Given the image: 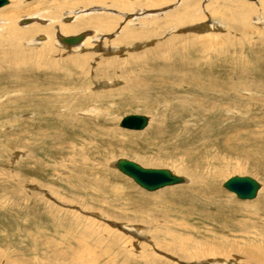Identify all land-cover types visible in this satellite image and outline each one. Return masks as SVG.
I'll return each instance as SVG.
<instances>
[{"label":"rangeland","instance_id":"rangeland-1","mask_svg":"<svg viewBox=\"0 0 264 264\" xmlns=\"http://www.w3.org/2000/svg\"><path fill=\"white\" fill-rule=\"evenodd\" d=\"M8 1L10 5L14 0ZM86 1H20L27 9H37L36 16L42 13L40 10L47 14L39 15L41 22L30 18V15H22L25 16L22 20L29 21V24L35 23V27L51 28L50 37L46 32L35 35L36 38L48 37L51 46L58 43L56 36L60 25H71L73 19L76 20L73 12L92 18L107 17L114 24V29L97 34L95 37H100L101 47H94L91 51L68 52L61 45V52H58L60 56L79 57L71 65L59 60L57 62L46 52L43 59L38 56L39 59L31 60L16 58L15 62H19L17 67L11 60L8 66L0 69V264H73L70 258L74 252L82 256V261L75 264H246L248 260L252 264H264L262 43H256L255 35L246 31V34L239 35L229 33L228 29L223 35L218 34L221 29L203 34L195 32L193 28L209 21L224 27L221 16L216 21L222 12L215 11L212 14L205 9L211 0H167L159 8L148 7L152 0H92V5L85 4ZM191 2H199L195 3L198 5L195 17L199 21L177 28L165 26L168 23L166 19L172 17L171 13L185 7L182 3L189 5ZM216 6L213 10H220ZM162 10H167L165 16L158 15V11ZM50 12H56L52 14L55 19ZM48 16L54 21L48 20ZM20 22L16 23L18 29L27 26H21ZM160 24L165 30L159 28ZM127 25L131 32L136 31L140 37L130 39L123 47L115 45L119 35L125 31L123 29L121 32V27ZM85 32L88 35L94 33L90 28L78 33ZM199 35H222L220 42L223 41L224 46H227L224 52L228 56L224 57L228 62L224 58V62L217 66H205L203 64L206 61L211 62V55H201L203 59L195 52L185 51L181 58L182 55L176 53V47H181L186 40L175 41L174 48L165 46L170 40L179 37H189L188 41H191L193 36ZM35 36L23 41L24 49L36 51L35 44H32ZM228 36L233 40L228 39ZM251 42H255L254 47ZM13 45L15 43H7L4 52ZM113 49H116L115 53L107 52ZM148 54L151 57L143 62ZM197 57L196 64L194 59ZM234 58L241 65L234 67L229 63ZM51 62L59 66L61 63L60 67H68L67 71L71 70L79 76L76 84L64 87L72 92H77V88L87 90V95L83 91L79 111L92 107L96 118L77 113L74 115V111L67 117L70 121L66 119L65 123L63 117L59 119L57 116L60 107L50 110V106L47 109L43 105H47L48 100H36L38 112L33 111L39 114L36 116L32 114L30 102L20 101L19 96H25L29 87L43 89L44 85L49 86L46 81L50 76L45 73V68ZM156 64H162V70H170L167 72L169 78L174 74L171 80L175 90L167 86L174 92V98L170 101H167L169 98L164 99L163 91L166 94L170 91L158 87L159 92L162 90L161 99L155 101L159 92L155 93L148 98L150 106L147 107L145 99H130L131 93L126 87L131 89L134 86L125 79L132 76L137 78L142 73L141 79L146 78L153 83L158 78ZM112 65L113 68L110 67ZM33 66L36 69L31 70ZM26 67L29 68L27 74L24 71ZM11 71L14 75L12 72L10 77ZM38 72H42L40 76H37ZM25 74L29 77L27 81L24 80ZM17 75H20V79L24 75V78L20 80ZM90 79L96 85L87 83ZM15 80L23 81V85L16 82L15 86ZM100 80L115 85L104 89L99 85ZM198 83L206 84V87L211 84L214 89L219 87V91L224 90L226 96L218 98L213 91ZM232 84L235 85L230 90ZM21 89L25 94H21ZM92 93H105L108 99L103 97L102 102L93 104L87 101ZM14 94V100L18 97L15 101L11 100ZM48 113H51V118ZM131 114L146 116L150 125L148 123L142 131L120 128V120ZM57 135L62 136L58 138ZM39 137L46 138L41 143ZM62 145L64 150L77 151L69 162L67 157L60 158L63 154H58ZM118 159L131 160L146 168L168 169L186 182L154 193L146 192L113 167ZM192 175L196 178L193 179ZM232 176H250L255 179L260 185L256 197L242 201L226 191L222 184ZM250 254L252 257H247Z\"/></svg>","mask_w":264,"mask_h":264},{"label":"bare ground","instance_id":"bare-ground-1","mask_svg":"<svg viewBox=\"0 0 264 264\" xmlns=\"http://www.w3.org/2000/svg\"><path fill=\"white\" fill-rule=\"evenodd\" d=\"M20 1L21 0H14L10 5H9V1H8V4H6L5 6H3V7H1L0 8V69H2L3 67H5V66H8V63H10L9 61H11V60H14L13 62V64H16V67H17V65L19 64V62H15V59L16 58H22V59H24L25 58V60L26 59H28V60H31L32 58H38V57H40V58H44V57H46V52L48 53V55H49V57H53V58H55L56 59V61L57 60H59L61 63H66V64H73L74 63V60H77V59H79V57H77V59H76V57H74V58H72V57H68V56H60V54L58 53V52H61V50H60V47L62 48V46H64V47H66L65 49H67L68 50V52H77V51H80V52H83L84 50H89V51H91V49H93L94 47H96V48H100L101 47V43H102V41H101V39H100V37H95L97 34H102V33H106V32H109V31H111L112 29H114V24L112 23V22H110L109 20L110 19H108L107 17H98V16H96V17H94V18H92L91 16L89 17V16H87V14H83V15H81V14H77V12H73V11H71V12H73V18H75L76 20H74L73 19V21H74V23L73 24H71V25H67V26H62V25H60V27L58 28L59 29V31H58V35L56 36V40L58 41V43L60 44H56V43H54L53 44V46H51V44H50V40H49V38L48 37H50L51 36V33H52V31L53 30H51V28H48V29H44V28H41V26L40 27H35L34 25H35V23H32V24H29V21H26V22H24V20H22V19H24V17L25 16H22V15H30L29 17L30 18H32V19H39V20H37V21H40V17H39V15H46L47 16V14L44 12V11H42V10H40L42 13L41 14H38V16H36L37 14H36V12H38L37 11V9H27V7L26 6H23L22 4H20ZM27 2H30V1H32L33 2V0H30V1H28V0H26ZM86 1V0H85ZM139 1V0H138ZM209 1V0H208ZM247 1V0H246ZM69 2V1H68ZM70 2H72V0H70ZM75 2V1H74ZM87 3H85V4H91V3H94L92 0H87L86 1ZM209 2H211V3H208V5L205 7V9L209 12V11H211V13L212 14H214L215 13V11L216 12H222L221 14H219V18L217 17V19H216V21H219L220 20V16L222 17L221 19H222V22H223V24H224V27H222L219 23V25L220 26H218L216 23H214V22H211V21H209V23H206V24H201L200 26H196L195 28H193V30L195 31V32H197L198 34H203L202 32H206V31H209V30H213L214 32L215 31H217V30H219V29H221L222 31H221V33H218V34H224L225 32H227L226 30L228 29V31H229V33H232L233 35H239V34H246V32L247 33H251V34H253V36L255 35V42L256 43H262L261 45H263V47H264V0H255V1H249V2H255L254 4L253 3H247V2H244V1H242V0H211V1H209ZM53 3V2H52ZM146 3V2H145ZM167 3V0H152L150 3H149V5H148V7L149 8H159L160 6H162L163 4H166ZM190 3V2H189ZM192 3V2H191ZM195 3H197V2H195ZM195 3L193 4H189L188 5V3H182V4H184L185 5V7H181L180 9H177L175 12H173V13H171V15H172V17H170V19H166V20H168V23H166L167 25H165V26H174V28H177V27H180V25H187V24H189V23H191V22H193V21H199V20H196V12L198 11V5L197 4H199V2L195 5ZM30 4V3H29ZM32 4V3H31ZM60 4V3H59ZM78 4H80L79 2H78ZM119 4V3H118ZM187 4V5H186ZM7 5H9V6H7ZM24 5H26V4H24ZM53 5V4H52ZM56 5H58L57 3H56ZM63 6L65 5V4H62ZM67 5H69V3L67 4ZM92 5V4H91ZM95 5V4H94ZM122 5V4H121ZM218 6L219 7V9L220 10H213L214 8H215V6ZM50 6V5H49ZM79 6V5H78ZM105 6V5H104ZM200 6V5H199ZM204 6V5H203ZM214 6V7H213ZM217 6H216V9H217ZM29 7V6H28ZM53 7V6H52ZM93 7V6H92ZM123 7V6H122ZM51 9L50 7H47V9ZM60 8H61V6H60ZM65 8V7H64ZM45 9V8H44ZM55 9V8H54ZM57 10V9H56ZM70 10V9H69ZM154 10V9H153ZM205 10V11H206ZM36 11V12H35ZM46 11V10H45ZM54 11V10H53ZM7 12H9V13H7ZM47 12V11H46ZM49 12V11H48ZM47 12V13H48ZM52 12V11H51ZM50 12V13H51ZM59 11H57V13H58ZM90 12V11H89ZM45 13V14H44ZM49 13V14H50ZM91 13V12H90ZM90 13H88L89 15H90ZM167 13V10H166V12H164L163 10L162 11H158V15L159 16H162V15H164V14H166ZM53 13H51V15H52ZM54 14H56V12H54ZM53 14V15H54ZM75 14V15H74ZM125 14V13H124ZM155 14V13H154ZM208 14V13H207ZM217 14V13H216ZM215 14V15H216ZM53 15H52V17H53ZM64 15H65V13H64ZM70 15H72L71 13H70ZM129 15H130V13H129ZM210 15V14H209ZM41 16V17H42ZM45 16V17H46ZM50 16V15H49ZM49 16H48V20H51L50 18H49ZM56 16V15H55ZM69 15H68V13H67V17H68ZM165 16V15H164ZM44 17V18H45ZM51 17V16H50ZM149 17V16H148ZM20 18V19H19ZM54 18V17H53ZM58 18V17H57ZM210 18V17H209ZM26 19V18H25ZM29 19V18H28ZM55 19V18H54ZM61 19V18H60ZM134 19H136V18H134ZM197 19H198V17H197ZM205 19V18H204ZM42 20V19H41ZM43 20H45V19H43ZM47 20V21H48ZM53 20V19H52ZM58 20V19H57ZM57 20H55V21H57ZM113 20V19H112ZM17 21L18 22H20V25L21 26H25V25H27L26 27H21V28H17L16 27V23H17ZM36 21V22H37ZM54 21V20H53ZM53 21H52V23H53ZM125 21V20H124ZM123 21V22H124ZM150 21V20H149ZM151 21H152V19H151ZM151 21H150V23H151ZM157 21V20H156ZM201 21H202V19H201ZM252 21V22H251ZM24 22V23H23ZM41 22V21H40ZM113 22H115V21H113ZM128 22V21H127ZM130 23H131V21H130ZM253 24L252 26L250 25V24ZM29 24V25H28ZM41 24V23H40ZM44 24V23H43ZM152 24V23H151ZM37 26H39L38 25V23L36 24ZM54 25V24H53ZM153 25V24H152ZM164 25V24H163ZM50 27L52 26V25H49ZM149 26V25H148ZM20 27V26H19ZM54 27V26H53ZM86 28H90V29H93V36L92 35H88V33H81L82 35H83V38H82V40L78 43V44H76V45H65V44H63L61 41H60V38L61 37H72V36H78V35H81V34H79L78 32H80V30H82V29H86ZM126 28V29H125ZM159 28L160 29H164L165 30V28H162V26H161V24L159 25ZM125 30V31H123L122 32V30ZM57 30V29H56ZM120 31L122 32V34L121 35H119L120 37L117 39V41H116V43H115V45H117V46H122V45H124V44H126V43H128V41L130 40V39H134V38H136V39H138L140 36H139V34L136 32V31H133V32H131L130 30H129V26L127 25V26H125V27H121V29H120ZM246 31V32H245ZM42 32H46L47 33V35H48V37H46V36H41V34L39 35V36H41V37H39V38H36V36L35 35H37V34H39V33H42ZM220 32V31H219ZM77 33H78V35H77ZM158 33V32H157ZM212 34V33H211ZM228 34V33H227ZM221 35V36H222ZM35 36V38L36 39H34L33 40V43L32 44H35V47H36V51H29V49L28 48H26V49H24L25 47H24V45H23V41H25V40H29L30 38H33ZM221 36H219V35H199V36H193L192 38V40L191 41H188V38L189 37H187V38H182V37H179V39H175V40H170L165 46H170L171 45V47L172 48H174V45L176 46V43H175V41H177V40H179V41H182L183 42V40H186V41H184V44L181 46V47H176V49H177V51H176V53H178L180 56H181V58L184 56V51L186 52V53H192V52H195V54L200 58V57H202L203 59H205L204 57L206 56V55H211L212 57H211V62H209L210 60H208V61H206L203 65H205V66H211V64H216V66H217V64H221L222 62H224V58H226V57H224V55L225 56H228L225 52H224V50H226V48L225 47H227V46H224L225 44H224V42L222 43V42H220V37ZM226 37H227V35H225ZM232 36V35H231ZM250 36H252V35H250ZM54 37V36H53ZM52 37V38H53ZM233 37V36H232ZM261 37V38H260ZM223 38V37H222ZM228 39H230V37L228 36ZM253 39V38H252ZM158 40V39H157ZM224 41H225V39H223ZM231 41L233 40V39H230ZM179 41H177V42H179ZM229 41V40H228ZM227 41V42H228ZM9 42H12V43H15V45H13V46H11V47H8L6 50H5V52H4V48L7 46V43H9ZM152 42V41H151ZM226 42V43H227ZM255 42H251L252 44L251 45H253V47L255 46L254 44H255ZM48 44H49V46H48ZM147 44V43H146ZM153 44V43H152ZM229 44H230V41H229ZM62 45V46H61ZM133 45V44H132ZM235 44H233L232 46H234ZM33 46V45H32ZM143 46V45H142ZM147 46H149V45H147ZM63 47V48H64ZM123 47V46H122ZM125 47V46H124ZM154 47V46H153ZM252 47V48H253ZM54 49V51H53V49ZM147 48V47H146ZM229 48V47H228ZM28 49V50H27ZM35 49V48H34ZM56 49H57V52H56ZM231 49V48H230ZM263 49V48H262ZM115 50V51H114ZM166 50H168V49H166ZM250 50V49H249ZM107 51V50H106ZM121 51V50H120ZM254 51V50H253ZM107 52H111V53H115L116 52V49H113V51L112 50H110V51H107ZM237 52V51H236ZM250 52V51H249ZM43 53V54H42ZM56 53V54H55ZM158 53H159V51H158ZM256 54V53H255ZM149 55V54H148ZM146 56V59L145 60H143V62H145L146 60H149V58H147V57H151V55H149V56ZM201 55H203V56H201ZM38 56V57H37ZM80 56V55H79ZM90 56V55H89ZM173 56H174V54H173ZM180 56H178V59H179V57ZM82 57V56H81ZM96 57V56H95ZM171 56H169V58H170ZM198 57L197 58H195L194 59V63H198ZM89 58V57H88ZM169 58H167V60L169 59ZM264 58V57H263ZM39 59V58H38ZM51 60H52V62H55V60L53 61V59L52 58H50ZM181 60H183V59H181ZM230 60H232V59H230ZM24 61V60H23ZM36 61V60H35ZM88 61V60H87ZM90 61V60H89ZM183 61H185V60H183ZM226 61L228 62V60H227V58H226ZM26 62V61H25ZM48 63V67H46L45 69V73H48V75L50 76V79H48V81H46V82H49V86L48 85H44V88L42 89V87L40 88V87H34V86H32V87H29L28 89H27V94H25V92H24V90L23 89H21V91H22V93L21 94H25V96H23V95H21V97L19 96V99H20V101L22 102V100H24V102H30L31 103V110H32V112L34 111V110H37V112H38V109H37V107H36V105H35V102H36V100H40V99H43V100H48V103H47V105H45V104H43L47 109H48V107L47 106H50V110H51V108H53V107H58L57 109H60L61 108V110H59V113H58V111H57V116H59V119H60V117L62 118V120L65 122V120L67 119V117L68 116H71V114H73L72 112H74L75 111V114L74 115H77V114H80V116H81V114L82 115H87V116H92V117H95V114H94V108H92V107H89V110H84V111H82V112H80L79 111V108H81L80 106V103L82 102L81 100L83 99V97H82V94H83V91H84V89H83V91H82V89L81 88H77L76 90H77V92H72L71 90L70 91H67L69 88H67V89H65V87H64V85L66 86L67 84H73V83H75V81L77 80L76 78H78L77 76H76V74H74L73 72H71V70L69 71H67V69H68V67H60L61 66V63H60V66L59 65H56L55 63ZM58 62V61H57ZM68 62V63H67ZM91 62V61H90ZM89 62V63H90ZM96 62H98V61H96ZM112 62V61H111ZM125 62V61H124ZM142 62V63H143ZM165 62H167V61H165ZM187 62V61H186ZM31 63H32V61H31ZM93 63V62H92ZM113 63H114V61H113ZM226 63V62H225ZM229 63H231V64H233V65H235L234 67H236L237 65H241L240 63H239V60L238 59H236V58H234L233 60H232V62H229ZM173 64V63H172ZM193 64V63H192ZM27 65V64H26ZM47 65V64H46ZM45 65V66H46ZM101 64H99V66H100ZM115 65V64H114ZM118 65V64H117ZM117 65H116V67H117ZM120 65V64H119ZM143 65H144V63H143ZM147 65H149V64H147ZM154 65V64H153ZM156 65H158V64H156ZM164 65V64H163ZM167 65V64H166ZM166 65H165V67H166ZM12 66V65H11ZM80 66H81V64H80ZM125 66V65H124ZM162 66V64L161 65H158L157 66V68H158V71H157V73H158V78H156V79H154V82L152 83V81L150 80H148L147 81V79L145 78V80L144 79H141V77L144 75H141L142 73H140L139 74V76L137 77V78H134L133 76L132 77H129V78H126L125 80H129L130 81V83H131V85L132 86H134L133 88H131L130 89V87H126V88H128V91L131 93V97H130V99H134V98H142V99H145V103H147L148 105H147V107H149L150 106V104L148 103V98H150V96H153L155 93L157 94L159 91H158V87H160V89H161V87H165L166 88V90H168V91H170V93L169 94H166L165 92L166 91H163L164 93H162V90H160V95H159V93L157 94L158 96H156L155 97V101H158V99L157 98H160L161 99V97H162V94L165 96H163L164 97V99H167V98H169V100H167V101H170V99H172V98H174L173 97V93L174 92H172V91H174L175 89H174V87L175 86H173L172 85V80L171 79H173V77H174V74H172L170 77L171 78H169L168 77V75H167V72L168 71H170V70H168V71H165V70H162V69H160V67ZM183 66V65H182ZM191 67L193 66V65H190ZM198 66V65H197ZM202 66V65H201ZM15 67V68H16ZM111 68H113V65L112 66H110ZM170 67V66H169ZM187 67V66H186ZM189 67V66H188ZM190 67V68H191ZM33 68H35L34 66L33 67H30V69L32 70ZM96 68H98V67H96ZM100 69H101V67H99ZM167 68V67H166ZM165 68V69H166ZM171 68H172V66H171ZM197 68V67H196ZM199 68V67H198ZM202 68V67H201ZM36 69V68H35ZM38 69V68H37ZM99 69V70H100ZM117 69H118V67H117ZM170 69V68H169ZM193 69H195V68H193ZM204 69V68H203ZM244 69V68H243ZM27 70H29V68L28 67H26V69L24 70L25 72H26V74H27ZM104 70V69H103ZM106 70V69H105ZM143 70V69H142ZM145 70H146V67H145ZM148 70H150V69H148ZM14 71H16V69H14ZM102 71V70H101ZM107 71H109L108 69H107ZM119 71V70H118ZM125 71V70H124ZM144 71V70H143ZM152 71V70H151ZM190 71V70H189ZM12 72L13 71H11V74H10V77H11V75H12ZM18 72V71H17ZM22 72V71H21ZM104 72V71H103ZM141 72V71H140ZM145 72V71H144ZM154 72V71H153ZM156 72V71H155ZM179 72V71H178ZM200 72H202V71H200ZM20 73V72H19ZM29 73H32V72H28V74ZM41 73L42 72H38V74H37V76L39 75H41ZM101 73V72H100ZM106 73V72H105ZM105 73H104V75H105ZM119 73V72H118ZM175 73V72H174ZM246 73V72H245ZM21 74V73H20ZM23 74V73H22ZM21 74V75H22ZM26 74H25V78H24V75L22 76V78L21 79H23L24 78V80L26 79V78H29V77H26ZM35 75H36V73H34ZM97 74H99L98 72H97ZM112 76H113V71H112ZM114 74H115V72H114ZM154 74V73H153ZM217 75H218V73H216ZM9 75V73L8 74H6V76H8ZM13 75H14V72H13ZM34 75V76H35ZM121 75H122V72H121ZM126 75V74H125ZM178 75V74H177ZM211 75V74H210ZM28 76H30V75H28ZM32 76V75H31ZM108 75H106V77H107ZM156 75H154V77H155ZM183 76H184V74H183ZM17 77L19 78L20 77V75L18 76L17 75ZM16 77V78H17ZM36 77V76H35ZM108 77H111V75H109ZM122 77V79H123V76H121ZM125 77V76H124ZM157 77V76H156ZM207 77V76H206ZM179 78V77H178ZM14 79V78H13ZM20 79V78H19ZM20 79V80H21ZM31 79H34V77H31ZM79 79V78H78ZM138 79V80H137ZM185 79H186V77H185ZM210 79V78H209ZM103 80V79H102ZM102 80H100V83H99V85H100V87L101 88H104V89H106L107 87H110V86H114L115 85V83H109L108 81L107 82H104V81H102ZM119 80H121V79H119ZM217 80V79H216ZM12 79L10 80V83L12 84ZM19 81V80H18ZM17 80H15V82H14V85L16 84L17 85V83L16 82H18ZM25 81H27V79L25 80ZM35 81V80H34ZM42 81V80H41ZM102 81V82H101ZM118 81V80H117ZM123 81V80H122ZM221 81V80H220ZM23 82V81H22ZM22 82H18L19 84L20 83H22ZM28 82H30L31 83V80L30 79H28ZM45 82V83H46ZM90 82V84L91 83H93L94 85H96L95 84V82H93V80H91L90 79V81H88L87 83H89ZM115 82V81H114ZM119 82V81H118ZM151 82V83H150ZM32 83H34L33 82V80H32ZM39 83V82H38ZM109 83V84H108ZM126 83H128V81L126 82ZM130 83H128L127 85H129ZM51 84H52V87H51ZM76 84V83H75ZM205 84V83H204ZM13 85V84H12ZM15 85V86H16ZM22 85H23V83H22ZM30 84H28V86H29ZM130 85V86H131ZM190 85V84H189ZM197 85H199V86H203V88H205L206 86V84L205 85H203V83H198ZM234 85L235 84H232V86L229 88V86H228V88L231 90V89H233V87H234ZM42 86V85H41ZM46 86V87H45ZM167 86H169L170 87V89L172 90H170V89H167ZM17 87H19V86H17ZM17 87L15 88L16 89V93H17ZM23 87V86H22ZM51 87V88H50ZM168 87V88H169ZM197 87V86H196ZM20 88V87H19ZM26 88V87H25ZM39 88V89H38ZM192 88V87H191ZM206 88H209L211 91H213L214 93H215V96H217L218 98L220 97V98H222L224 95L226 96V92L223 90V92L222 91H219V87L218 88H216V89H214L213 88V86L210 84V85H208ZM125 89V88H124ZM190 89V88H189ZM196 89V88H195ZM221 90V89H220ZM12 91V90H11ZM20 90H19V92H21ZM87 91V90H86ZM86 91H84L85 92V94L87 93ZM90 91V90H89ZM121 91V90H120ZM153 91V93H151ZM240 91V90H239ZM253 91V90H252ZM18 92V93H19ZM94 92H96V91H94ZM188 92V91H187ZM11 93H13V91L11 92ZM40 93H42L41 95H40ZM162 93V94H161ZM236 93V92H235ZM89 94V93H88ZM129 94V93H128ZM259 94V93H258ZM10 95V94H9ZM20 95V94H19ZM87 95V94H86ZM191 95V94H190ZM214 95V94H213ZM212 95V96H213ZM13 96H16L15 94L14 95H12V97ZM37 96V97H36ZM40 96V97H39ZM107 96V95H106ZM228 96V95H227ZM87 96H85L84 98H86ZM103 97H105V93H101L100 95H98L97 93H92L91 94V96L87 99V101H89V102H91V103H95V102H102V98ZM17 99H18V97H16ZM15 98V100H17ZM263 98V97H262ZM105 99H108V97H105ZM11 100H14V97H13V99L11 98ZM14 100V101H15ZM154 100V99H153ZM160 101V100H159ZM163 101H166V100H163ZM166 101V102H167ZM259 101V100H258ZM23 102V103H24ZM43 103V102H42ZM164 104H168V103H164ZM16 105V104H15ZM94 106V105H93ZM166 106V105H165ZM36 107V108H35ZM60 107V108H59ZM21 108V107H20ZM39 108V107H38ZM40 109V108H39ZM54 110V109H53ZM52 110V111H53ZM43 111V110H42ZM46 111V110H45ZM44 111V112H45ZM67 111V112H66ZM48 112H49V110H48ZM54 113H55V110H54ZM53 113V114H54ZM67 113V114H66ZM69 113V114H68ZM77 113V114H76ZM34 116H36V115H39V114H37L36 112L34 113H32ZM44 115H45V113H43ZM51 114V113H50ZM50 114L48 113V115L50 116ZM54 116H55V114H54ZM53 117V116H52ZM45 118H46V116H45ZM48 118V117H47ZM50 118H51V116H50ZM65 118V119H64ZM77 118H78V116H77ZM76 118V119H77ZM82 118V117H81ZM96 118V117H95ZM58 119V118H57ZM69 119V118H68ZM67 119V120H68ZM75 119V118H74ZM148 119V118H147ZM71 120H73V119H71ZM80 120V119H79ZM59 121V120H58ZM69 121H70V119H69ZM43 122V121H42ZM64 122H62L63 124H64ZM66 123V122H65ZM68 123H70V122H68ZM67 123V124H68ZM74 123H76L75 121H74ZM148 123H149V120H148ZM148 123H147V126H148ZM49 124V123H48ZM63 124H61V126L63 125ZM53 125V124H52ZM149 125H150V123H149ZM43 126H44V123H43ZM49 126V125H48ZM64 126H66V125H64ZM146 126V127H147ZM68 127V126H67ZM78 127H79V125H78ZM145 127V128H146ZM77 128V127H76ZM144 128V129H145ZM143 129V130H144ZM66 131H68V130H66ZM75 131V130H74ZM77 131V130H76ZM57 132V131H56ZM36 133V132H35ZM45 133H46V131H45ZM47 134V133H46ZM53 134V133H52ZM34 135H38V134H34ZM48 135V134H47ZM64 135V134H63ZM51 136V135H50ZM58 136V138H59V136L60 135H57ZM57 136L55 137V139H57ZM62 136V135H61ZM60 136V137H61ZM34 138V137H33ZM39 138H41L42 140H40V142L41 141H44L45 140V138L46 137H39ZM47 138H48V136H47ZM54 138V137H53ZM37 139V138H36ZM49 139V138H48ZM55 139H52L53 141H57V140H55ZM61 140H63L62 138H61ZM67 140H68V138H67ZM71 139L69 138V141H70ZM32 141H35V140H32ZM74 142H76L75 140H73ZM49 142H51L50 140H49ZM48 142V143H49ZM64 142V141H63ZM63 142H61V143H63ZM71 142V141H70ZM42 143V142H41ZM46 143H47V141H46ZM47 143V144H48ZM54 143V142H53ZM53 143H50V145H53ZM57 143H58V141H57ZM73 143V142H72ZM36 144V143H35ZM38 144V147H41V146H39V143H37ZM56 144V143H55ZM59 144V143H58ZM50 145H49V148H50ZM43 146V145H42ZM46 146V145H45ZM44 146V147H45ZM63 146V148H61L60 147V149H59V151H58V154H60L61 153V157L60 158H66L67 157V160H68V162L70 161V159H71V157L74 155H76V152L77 151H75L74 149H70V150H64L65 148H64V145H62ZM72 146V145H71ZM33 147V146H32ZM37 147V148H38ZM52 147V146H51ZM31 148V147H30ZM33 149H35V147L33 148ZM58 149V148H57ZM54 150V149H53ZM50 151V150H49ZM49 151H47V153L49 152ZM79 151V150H78ZM53 153H55V151H53ZM56 153H57V150H56ZM64 155H66V156H64ZM69 155V156H68ZM75 159H76V157H75ZM66 160V159H65ZM116 163V162H115ZM115 163H114V165H113V167L116 169V167H115ZM78 166V165H77ZM55 168V167H54ZM60 169V168H59ZM117 170V169H116ZM81 171V170H80ZM118 171V170H117ZM119 172V171H118ZM173 173V172H172ZM68 174V173H67ZM174 174V173H173ZM76 175V174H75ZM75 175H73V177L75 176ZM123 175V174H122ZM176 175V174H175ZM69 176V175H68ZM178 176V175H177ZM78 176H76V178H77ZM79 177H81L80 175H79ZM192 177H193V179L194 178H196L195 176H193L192 175ZM75 178V177H74ZM183 178V177H182ZM64 179V178H63ZM185 180V179H184ZM77 181V180H76ZM70 182V181H69ZM75 182V181H74ZM78 182V181H77ZM186 182V181H185ZM185 182L183 183V184H185ZM72 184V183H71ZM70 185V184H69ZM137 185V184H136ZM223 185V184H222ZM138 186V185H137ZM176 186H179V185H176ZM172 187H174V186H172ZM166 188H169V187H166ZM163 189H165V188H163ZM69 190H71V189H69ZM74 190V189H73ZM88 190V189H87ZM160 190H162V189H160ZM159 191V190H158ZM156 192V191H155ZM55 193V192H54ZM79 193V192H78ZM149 193H154V192H149ZM236 197V196H235ZM210 199V198H209ZM217 200H219V199H217ZM242 201H250V200H242ZM221 203V202H220ZM98 225V224H97ZM75 242H77L78 240H74ZM77 244L79 245V243L77 242ZM82 248V247H81ZM80 248V249H81ZM74 252V251H73ZM182 253V252H181ZM79 254V255H78ZM72 256H71V262L73 263V264H75V263H77V262H79L81 259H82V256L80 255V253H76V252H74L73 254H71ZM91 255V254H90ZM245 255H247V254H245ZM178 256V255H177ZM244 256V255H243ZM251 256V254L250 255H248L247 257H250ZM88 257V256H87ZM86 257V258H87ZM212 257V256H211ZM252 257V256H251ZM215 258V257H214ZM260 258V257H259ZM90 259V258H89ZM256 259V258H255ZM85 260V259H84ZM86 260H88V258L86 259ZM82 261V260H81ZM92 261V260H91ZM91 261H89L90 263H91ZM247 261V260H246ZM258 261V260H257ZM213 262H208L207 264H212ZM216 263V262H215ZM218 263H220V262H218ZM261 263V262H260ZM79 264V263H78ZM87 264V263H86ZM246 264H252V262H250L249 260L247 261V263ZM259 264V263H258Z\"/></svg>","mask_w":264,"mask_h":264},{"label":"water","instance_id":"water-1","mask_svg":"<svg viewBox=\"0 0 264 264\" xmlns=\"http://www.w3.org/2000/svg\"><path fill=\"white\" fill-rule=\"evenodd\" d=\"M6 4H8V0H0V8ZM82 38L83 35L81 34L72 37H61L60 41L65 45H76ZM147 123L146 116L131 114L120 120L119 127L130 131H141L147 126ZM115 167L121 174L130 178L146 192H155L185 182L184 178L173 174L168 169L146 168L127 159H118ZM222 187L234 194L239 200H253L260 189L259 183L250 176H232L223 183Z\"/></svg>","mask_w":264,"mask_h":264}]
</instances>
